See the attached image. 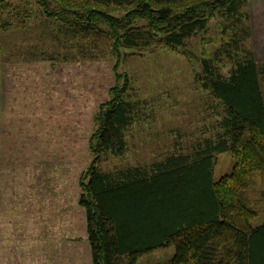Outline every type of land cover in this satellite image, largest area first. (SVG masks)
I'll list each match as a JSON object with an SVG mask.
<instances>
[{
	"label": "trees",
	"instance_id": "1",
	"mask_svg": "<svg viewBox=\"0 0 264 264\" xmlns=\"http://www.w3.org/2000/svg\"><path fill=\"white\" fill-rule=\"evenodd\" d=\"M35 1L59 31L90 46L105 45L115 57L113 68L122 49L141 54L153 46L179 48L198 62L193 78L222 111L220 131L191 152L103 171L96 166L100 153H123L124 132L140 110L126 75L115 73L91 117L93 157L78 177L72 213L87 264H134L139 255L170 245L171 255L160 264H264V220L252 224L257 209L246 196L251 172L264 179V63L250 49L246 0ZM9 3L0 0L1 30L15 27L29 12L10 10ZM215 15L227 37L198 58L184 49V41ZM222 58L229 64L225 72ZM225 150L230 168L213 178L215 153Z\"/></svg>",
	"mask_w": 264,
	"mask_h": 264
},
{
	"label": "rangeland",
	"instance_id": "2",
	"mask_svg": "<svg viewBox=\"0 0 264 264\" xmlns=\"http://www.w3.org/2000/svg\"><path fill=\"white\" fill-rule=\"evenodd\" d=\"M9 2L10 10L29 12L15 27L0 29V264H84L72 213L78 177L93 157L91 117L115 73L126 75L140 110L124 132L123 153H100L96 166L103 171L191 152L220 131L221 107L194 80L198 62L179 48L122 49L113 68L115 57L105 45L59 31L35 0ZM220 26L219 16L210 17L205 29L185 39L184 49L198 58L210 55L227 37ZM259 85L264 93V76ZM231 162L227 150L215 153L212 177ZM263 193L264 179L251 172L246 196L257 209L252 224L264 220ZM172 251L171 245L154 248L134 264H160Z\"/></svg>",
	"mask_w": 264,
	"mask_h": 264
},
{
	"label": "crops",
	"instance_id": "3",
	"mask_svg": "<svg viewBox=\"0 0 264 264\" xmlns=\"http://www.w3.org/2000/svg\"><path fill=\"white\" fill-rule=\"evenodd\" d=\"M246 9L248 12L250 49L254 60L258 63H264V0H246ZM73 230L80 237L76 240V242L81 243L80 260L87 264L85 240L80 232L75 228Z\"/></svg>",
	"mask_w": 264,
	"mask_h": 264
}]
</instances>
